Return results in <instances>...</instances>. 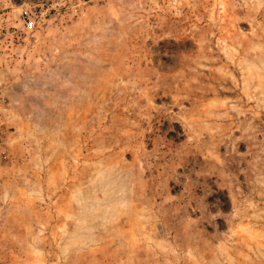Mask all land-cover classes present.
<instances>
[{
    "label": "rangeland",
    "instance_id": "374dc122",
    "mask_svg": "<svg viewBox=\"0 0 264 264\" xmlns=\"http://www.w3.org/2000/svg\"><path fill=\"white\" fill-rule=\"evenodd\" d=\"M0 264H264V0H0Z\"/></svg>",
    "mask_w": 264,
    "mask_h": 264
},
{
    "label": "built area",
    "instance_id": "2783aa9c",
    "mask_svg": "<svg viewBox=\"0 0 264 264\" xmlns=\"http://www.w3.org/2000/svg\"><path fill=\"white\" fill-rule=\"evenodd\" d=\"M33 25H34L33 21L28 19V21L26 22V27L31 29L33 28Z\"/></svg>",
    "mask_w": 264,
    "mask_h": 264
}]
</instances>
